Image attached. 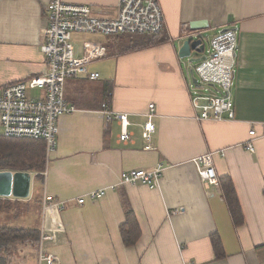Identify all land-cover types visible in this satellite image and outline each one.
I'll return each instance as SVG.
<instances>
[{
  "label": "crops",
  "instance_id": "crops-1",
  "mask_svg": "<svg viewBox=\"0 0 264 264\" xmlns=\"http://www.w3.org/2000/svg\"><path fill=\"white\" fill-rule=\"evenodd\" d=\"M49 1L0 0V90L46 72L41 45ZM65 1L89 5L100 18H116L120 11V0ZM158 1L165 18L158 35L92 39L108 47L106 57L89 65L100 77L67 79L65 96L75 110L60 117L57 143L48 158L46 148L44 170L30 171L28 197L0 196L22 204L39 197L36 257L27 264H38L44 221L52 236L47 250L59 264H264V0ZM194 22L204 24L192 28ZM228 28L238 39L231 88L235 116L202 121L192 104L201 91L192 71L197 61L181 57L180 49L185 40L202 36L204 49L193 57L205 58L212 37ZM149 36L163 40L145 46ZM99 62L100 69L92 67ZM104 104L129 113L130 140L119 139L122 124L106 118ZM150 104L156 129L146 140ZM248 141L254 150L246 147ZM208 152L214 153V185L202 180L194 162ZM158 166L163 174L154 188L117 185L98 200L78 203L90 191L117 184L124 170ZM224 179L235 188L240 225L225 199ZM49 203L59 205L45 212ZM128 209L140 230L133 245H126L122 235ZM214 236L221 242V258Z\"/></svg>",
  "mask_w": 264,
  "mask_h": 264
},
{
  "label": "built area",
  "instance_id": "built-area-1",
  "mask_svg": "<svg viewBox=\"0 0 264 264\" xmlns=\"http://www.w3.org/2000/svg\"><path fill=\"white\" fill-rule=\"evenodd\" d=\"M48 26L45 29L41 51L45 55L47 69L44 74L34 76L3 87L0 90V123L2 134L9 138L43 139L46 142L47 158L54 150L59 133V119L73 112L65 96V85L69 78L86 76L98 79L100 74L89 69V65L108 55V47L100 41L85 40L82 55L78 56L73 44V33L103 36L121 34H158L164 28L165 18L158 0H120V11L116 18H100L86 4L50 0L46 6ZM238 39L234 29L218 32L211 39V48L205 58L197 61L193 68L200 90L192 97V104L199 111V119H233L234 103L231 88L236 77V55ZM202 87V88H200ZM108 120L117 119L122 124L119 139L128 141L132 133L128 130L129 113L118 112L103 105ZM155 105H149L148 120L144 123V137L150 140L156 126L152 121ZM251 135L256 130L250 131ZM150 147V146H148ZM254 150L251 142L246 143ZM224 155L223 152H220ZM199 174L208 185L218 182L214 165V153L208 152L194 158ZM163 167L152 169L124 170L117 184L93 190L78 198V203L95 201L117 185L143 183L150 188L158 185ZM1 198V197H0ZM59 204H45L49 212ZM52 236L44 221L39 239L38 264H59L58 256L47 250Z\"/></svg>",
  "mask_w": 264,
  "mask_h": 264
},
{
  "label": "trees",
  "instance_id": "trees-1",
  "mask_svg": "<svg viewBox=\"0 0 264 264\" xmlns=\"http://www.w3.org/2000/svg\"><path fill=\"white\" fill-rule=\"evenodd\" d=\"M158 35V34H156ZM148 36V35H147ZM160 39V41H162ZM156 36L148 37L144 45L160 42ZM46 142L43 139L9 138L0 135V171H25L41 173L45 168ZM222 189L227 200L233 219L237 225L243 223V214L235 188L230 179H224ZM18 201L0 200V213L17 205ZM122 235L126 245H133L140 235V230L134 212L127 210V222L122 226ZM39 238V228L25 226H0V264L7 260L17 250L19 244L27 242L36 247ZM213 245L217 257H223L221 242L213 237ZM17 253V252H16Z\"/></svg>",
  "mask_w": 264,
  "mask_h": 264
},
{
  "label": "rangeland",
  "instance_id": "rangeland-1",
  "mask_svg": "<svg viewBox=\"0 0 264 264\" xmlns=\"http://www.w3.org/2000/svg\"><path fill=\"white\" fill-rule=\"evenodd\" d=\"M96 38L104 39L105 37H103V35L97 36L92 34L73 33V44L77 55L79 56L82 54V45L85 40H92ZM205 42L207 45V40H205ZM92 67H97L100 69V62L93 63ZM201 91L205 92L206 90L205 88H202ZM38 186H40L38 190L42 191V181H40V183L38 182ZM37 198L39 199L38 196ZM38 199L31 201L30 204L19 203L8 209L7 212L0 213V226H25L37 228L40 224V216L42 211ZM16 252L11 257H9L7 264H21L22 262H24L22 264L32 263V260H34L36 257V247L30 242L19 244L18 250Z\"/></svg>",
  "mask_w": 264,
  "mask_h": 264
},
{
  "label": "water",
  "instance_id": "water-1",
  "mask_svg": "<svg viewBox=\"0 0 264 264\" xmlns=\"http://www.w3.org/2000/svg\"><path fill=\"white\" fill-rule=\"evenodd\" d=\"M204 23H191L192 28H198ZM202 36H196L184 41L180 49V56L189 58L191 62L198 61L199 58L193 57V53H200L204 49ZM204 58V57H203ZM197 81V78H194ZM32 175L30 172L5 170L0 171V196L3 197H28L32 186Z\"/></svg>",
  "mask_w": 264,
  "mask_h": 264
},
{
  "label": "bare ground",
  "instance_id": "bare-ground-1",
  "mask_svg": "<svg viewBox=\"0 0 264 264\" xmlns=\"http://www.w3.org/2000/svg\"><path fill=\"white\" fill-rule=\"evenodd\" d=\"M111 37H113V36H111ZM213 38V37H212ZM50 204V203H49ZM43 208V207H42Z\"/></svg>",
  "mask_w": 264,
  "mask_h": 264
}]
</instances>
